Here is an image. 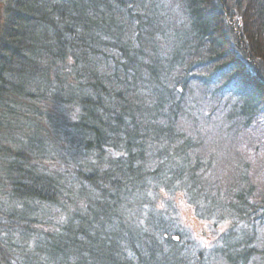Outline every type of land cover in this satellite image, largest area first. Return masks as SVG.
Returning a JSON list of instances; mask_svg holds the SVG:
<instances>
[{"label":"trees","instance_id":"16d2710c","mask_svg":"<svg viewBox=\"0 0 264 264\" xmlns=\"http://www.w3.org/2000/svg\"><path fill=\"white\" fill-rule=\"evenodd\" d=\"M0 5V264H264V0Z\"/></svg>","mask_w":264,"mask_h":264},{"label":"rangeland","instance_id":"374dc122","mask_svg":"<svg viewBox=\"0 0 264 264\" xmlns=\"http://www.w3.org/2000/svg\"><path fill=\"white\" fill-rule=\"evenodd\" d=\"M5 1L6 0H0V4H4ZM251 129L256 132L255 135L253 133H249V135L250 136L252 135V137H253V139H252L253 146H255V148L259 147V151L258 152H256L254 150L255 153L251 154L252 146L251 145L248 146L247 143L244 142V138H240V137L232 138L230 140V142H225V143L228 144V145H231L230 146V150L233 151V152L235 150H239L240 153L243 152V153L252 155V156H247V157H249L248 163H250L249 164V166H250V174L256 175L257 176L256 178H258V180L260 178L261 180L258 182V184L261 185V184H263L262 179H263L264 175H263V173H261L259 171L258 167L261 166L263 164V162H264V147L261 149V144H263L262 143L263 141L260 139L262 137H261V134H260L261 131L258 130L259 126L256 125V124H252L250 130ZM258 136L260 138L257 139ZM234 141L237 142V143L232 148V143ZM180 202L181 203L179 204V209H181L183 220H185L186 222H188V221H193L194 222V223H192V222H190V223L193 224V225L191 224L192 228L196 232L197 237L199 239H201V240L205 239V240H207V242H210V241L212 242L213 238H215L214 234H217L216 230L215 229H209V228L205 227L206 224L208 225V223L204 222L203 220L199 221L198 218L196 217L195 210L191 206L189 207L186 204L185 201H183V202L180 201ZM204 230H205L206 234L204 233Z\"/></svg>","mask_w":264,"mask_h":264},{"label":"snow or ice","instance_id":"6c2138e0","mask_svg":"<svg viewBox=\"0 0 264 264\" xmlns=\"http://www.w3.org/2000/svg\"><path fill=\"white\" fill-rule=\"evenodd\" d=\"M129 7H132V5H129ZM206 227V226H205ZM224 229L223 228H221V231H223Z\"/></svg>","mask_w":264,"mask_h":264},{"label":"water","instance_id":"95a60500","mask_svg":"<svg viewBox=\"0 0 264 264\" xmlns=\"http://www.w3.org/2000/svg\"><path fill=\"white\" fill-rule=\"evenodd\" d=\"M204 233H205V230H204ZM206 234V233H205Z\"/></svg>","mask_w":264,"mask_h":264}]
</instances>
